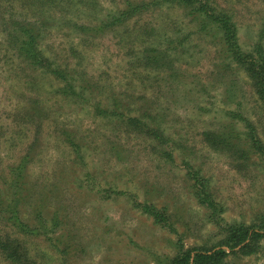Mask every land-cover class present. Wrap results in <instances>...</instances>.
<instances>
[{
	"label": "rangeland",
	"instance_id": "1",
	"mask_svg": "<svg viewBox=\"0 0 264 264\" xmlns=\"http://www.w3.org/2000/svg\"><path fill=\"white\" fill-rule=\"evenodd\" d=\"M205 1L264 46V0ZM195 5L0 0V264H164L227 224L262 236L220 264H264V105Z\"/></svg>",
	"mask_w": 264,
	"mask_h": 264
},
{
	"label": "trees",
	"instance_id": "2",
	"mask_svg": "<svg viewBox=\"0 0 264 264\" xmlns=\"http://www.w3.org/2000/svg\"><path fill=\"white\" fill-rule=\"evenodd\" d=\"M172 2L179 3L180 5L196 4L193 13L194 18L202 16L206 19L204 24L213 23L222 30L226 43L228 45V51L232 56V60L239 64L250 77L255 92L264 105V46L261 43H255L250 49L244 50L238 41L237 28L235 23L231 22V17L224 11H215L213 7L209 6L205 0H170ZM203 12V13H201ZM200 13L202 15H200ZM18 34L21 36L18 49L24 53V57L31 62L39 64V66H48L43 62V53L39 49L36 41L38 36L37 32H33L32 29L26 27H20L17 29ZM57 69H52L51 72H56ZM223 138V137H222ZM142 206V210L152 216H157L158 212L155 211L152 205L137 204ZM258 225L264 228V216L261 215L259 218ZM16 227L24 229L27 225L23 221H19L16 218L14 223ZM253 226V225H252ZM252 226L243 224H227L225 226L226 236L219 238L217 243L209 247H196L193 249H179L177 253L167 258L164 264H220L223 259L228 255L226 249L231 252L238 250L241 252L248 253L251 251V238L252 235H260L257 231L251 230ZM255 227V226H254ZM262 235H260L261 237ZM1 249L7 252V248L12 250L10 253L5 254L6 258L17 257L18 253L15 249H11L10 243L6 238H0Z\"/></svg>",
	"mask_w": 264,
	"mask_h": 264
}]
</instances>
